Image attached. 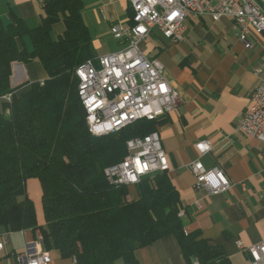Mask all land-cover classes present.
<instances>
[{"label": "trees", "instance_id": "obj_1", "mask_svg": "<svg viewBox=\"0 0 264 264\" xmlns=\"http://www.w3.org/2000/svg\"><path fill=\"white\" fill-rule=\"evenodd\" d=\"M82 10V0H44L39 26L18 17L0 24V235L40 230L46 250L75 264H140L138 249L173 235L188 264H232L220 246L185 232L180 194L167 171L142 179L135 194L105 177L106 167L128 155L127 142L154 131L158 119L104 136L90 132L75 74L96 58ZM58 22L65 31L54 39ZM35 59L48 78L13 88L12 63ZM30 179L41 185L44 223L28 195Z\"/></svg>", "mask_w": 264, "mask_h": 264}, {"label": "crops", "instance_id": "obj_2", "mask_svg": "<svg viewBox=\"0 0 264 264\" xmlns=\"http://www.w3.org/2000/svg\"><path fill=\"white\" fill-rule=\"evenodd\" d=\"M82 2L93 56L119 51L123 44L114 38L111 26L129 21L132 9L128 1ZM43 15L44 0H0V24L18 17L35 28ZM186 23L183 40L172 41L156 27L150 41L142 45L148 57L162 62L167 80L179 95L177 107L157 118L155 130L168 157L167 172L180 194L185 232H197L200 238L220 246L232 264H251L238 242L251 246L264 240V143L238 130L236 124L260 82L255 70L264 64V35L249 26L248 48L232 18H189ZM64 31L62 22L54 24L53 38ZM47 78L38 59L28 64L12 63L13 88ZM3 100L0 98L1 103ZM200 141L212 144V150L201 160L207 168L224 171L233 184L227 191L214 194L196 187L190 164L198 158L195 144ZM129 188L136 193L135 186ZM30 189L34 193L38 190L40 196L33 197ZM27 191L44 223L40 182L28 180ZM6 234L8 243L0 264H18V256L41 235L40 230L32 229ZM48 251L50 264H75L73 258H63L57 249ZM136 256L140 264H188L173 235L138 249ZM109 264L124 262L120 259Z\"/></svg>", "mask_w": 264, "mask_h": 264}, {"label": "built area", "instance_id": "obj_3", "mask_svg": "<svg viewBox=\"0 0 264 264\" xmlns=\"http://www.w3.org/2000/svg\"><path fill=\"white\" fill-rule=\"evenodd\" d=\"M112 2L113 0H109ZM132 16L129 21L111 26V32L123 47L114 53L102 54L80 64L75 74L79 79L78 94L86 110V120L94 136L117 132L140 119H157L172 112L178 105V91L164 74V65L150 58L142 48L152 30L178 42L184 39L187 19L209 17L219 21L232 18L241 29L240 38L249 48L248 27L264 35V0H127ZM260 82L250 96L248 106L236 127L264 143V64L255 70ZM4 98L11 102V94ZM198 158L190 164L196 187L218 194L231 188L232 182L219 167L207 168L201 156L212 150L208 141L195 144ZM128 155L104 170L107 180L115 185L136 186L146 177L168 169V157L157 130L127 142ZM246 188V185L243 184ZM180 216L185 215L181 208ZM8 243L6 233L0 235V259ZM239 247L248 254L251 264H264V240ZM50 252L39 235L18 256V264H50ZM75 262V261H74ZM192 264H200L194 259Z\"/></svg>", "mask_w": 264, "mask_h": 264}, {"label": "rangeland", "instance_id": "obj_4", "mask_svg": "<svg viewBox=\"0 0 264 264\" xmlns=\"http://www.w3.org/2000/svg\"><path fill=\"white\" fill-rule=\"evenodd\" d=\"M1 103V102H0ZM1 105H2V103H1ZM30 193H31V195L34 197V196H36V197H39L40 196V194H39V192H38V190H37V192H33L31 189H30Z\"/></svg>", "mask_w": 264, "mask_h": 264}]
</instances>
